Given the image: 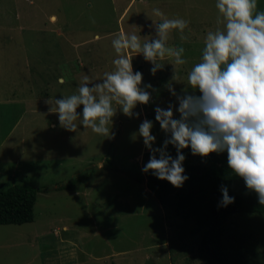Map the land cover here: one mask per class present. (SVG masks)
<instances>
[{
  "label": "rangeland",
  "instance_id": "1",
  "mask_svg": "<svg viewBox=\"0 0 264 264\" xmlns=\"http://www.w3.org/2000/svg\"><path fill=\"white\" fill-rule=\"evenodd\" d=\"M153 7L166 17L189 21L186 40L176 29L168 39L170 45L183 44L186 63L163 61L164 67L152 74L151 62L130 52L133 71L141 66V86H153L150 101L138 102L133 110L140 115L118 110L110 137L83 126L61 127L58 113L49 111L48 98L76 91L85 74L101 79L112 70L117 54L111 40L119 31L141 32L142 39L154 35L149 25L162 18L152 13ZM257 8L264 10V0H258ZM218 15L215 0H0V34L5 32L10 43L0 49V107L9 103L20 109L16 117L7 110L5 120L0 114V185L39 189L33 221L0 224L1 264H205L194 252L195 237L181 236L176 221L131 176L141 173L139 156L147 149L133 133L146 115L154 118L150 113L156 105L172 102L179 117L169 82L178 94H199L188 84L187 72L201 58L206 33L223 26ZM59 76L63 84L57 82ZM151 131L166 136L155 118ZM182 151L186 163H192L195 154ZM71 179L75 190L62 187ZM261 224L253 229L254 238H248L253 248L247 257L253 264H264Z\"/></svg>",
  "mask_w": 264,
  "mask_h": 264
},
{
  "label": "clouds",
  "instance_id": "2",
  "mask_svg": "<svg viewBox=\"0 0 264 264\" xmlns=\"http://www.w3.org/2000/svg\"><path fill=\"white\" fill-rule=\"evenodd\" d=\"M258 0H215L218 10L216 27L206 33L202 55L187 72V82L198 90L178 94L169 82L167 87L178 101L174 107L156 105L155 120L166 136L157 146V137L152 133L153 120L144 118L137 132L143 138L150 157L142 171L159 179H166L180 187L188 179L182 151L190 147L193 154L207 156L210 152H227V165L243 178L248 189L255 191L260 204H264V10H258ZM152 13L162 19L149 27L155 34L141 38L135 31H119L111 40L117 54L113 68L105 71L101 79L88 74L81 77L77 90L61 97H49V111L58 113L60 126L76 130L83 126L103 137L114 135L113 117L117 111L128 116H139L134 112L137 103L147 104L153 86H141L142 72L133 71L130 52L142 53L151 62L150 72L155 74L164 67L165 59L170 64L183 65V44L170 45L169 34L178 30L181 40L188 37L184 29L189 21L181 16L166 17L158 7ZM175 79V74L172 76ZM57 82L64 83L59 76ZM82 105V109H77ZM176 149L170 154L168 145ZM218 206H227L234 201L226 185Z\"/></svg>",
  "mask_w": 264,
  "mask_h": 264
},
{
  "label": "trees",
  "instance_id": "3",
  "mask_svg": "<svg viewBox=\"0 0 264 264\" xmlns=\"http://www.w3.org/2000/svg\"><path fill=\"white\" fill-rule=\"evenodd\" d=\"M140 34L142 36L141 32ZM8 38L5 32L0 34L2 43L0 49L10 45ZM175 43L179 41L175 40ZM17 45L22 44L17 43ZM165 61L170 62L168 59ZM140 67L134 70H139ZM162 79L161 77V81L165 80ZM157 91L160 92L159 89ZM43 94L46 95L47 91ZM157 97L159 96L156 95L153 99ZM7 110H11L14 117L20 113V109L8 103L0 107V114L4 115ZM150 114H154L155 118L154 111ZM146 117L154 122L153 116L148 114ZM164 138V136L157 137L155 144L159 146ZM188 148L185 147L187 154L190 153ZM147 150L144 149L139 156V162L141 163L142 158L143 165L150 157V152ZM168 150L175 157L176 149ZM186 159L185 157L183 166L188 179L180 187L172 185L166 179L157 178L151 171L141 170V173L133 172L131 176H135L138 182H143L151 196L164 208L165 216L167 214V218L176 221L177 229L183 231L181 236L195 237L194 252L197 253L196 257L200 262L253 264L247 257L252 254L250 251L253 248L248 238H254L253 229L258 228L257 224L264 221V204L259 203L255 191L246 187L243 178L229 168L226 151L210 152L203 157L195 154L192 163H186L188 162ZM133 164L136 166L135 162ZM136 168L138 169L137 166ZM74 183V179H71L62 187L74 189ZM3 185H7L6 188ZM3 185H0V224H22L33 221L38 187L18 183ZM222 185H226L229 195L235 198L232 203L223 207L218 206L222 196L220 191ZM43 190L48 188L43 187ZM150 194L148 193L149 196ZM191 247H189L190 251Z\"/></svg>",
  "mask_w": 264,
  "mask_h": 264
}]
</instances>
